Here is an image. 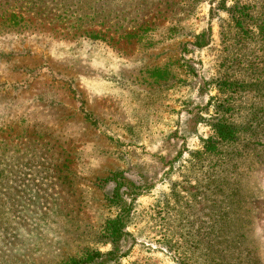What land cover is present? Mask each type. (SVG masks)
<instances>
[{
    "label": "rangeland",
    "instance_id": "rangeland-1",
    "mask_svg": "<svg viewBox=\"0 0 264 264\" xmlns=\"http://www.w3.org/2000/svg\"><path fill=\"white\" fill-rule=\"evenodd\" d=\"M219 1L0 0V264L109 250L117 172L136 188L107 264H264V45ZM212 97L237 139L195 160Z\"/></svg>",
    "mask_w": 264,
    "mask_h": 264
},
{
    "label": "trees",
    "instance_id": "trees-1",
    "mask_svg": "<svg viewBox=\"0 0 264 264\" xmlns=\"http://www.w3.org/2000/svg\"><path fill=\"white\" fill-rule=\"evenodd\" d=\"M219 8L223 10L230 20L234 24V27L243 38H247L248 35H255L261 43L264 45V20H260L256 25L250 26L248 24V9L244 5L233 4L231 6L225 5V0L219 1ZM85 34V33H83ZM88 36H94L93 32H87ZM257 79V78H256ZM255 81V80H254ZM238 83L230 82L228 80H216L214 81V89L218 93H236ZM211 107H213V115L208 119L207 126L209 127L210 134L203 137L199 134L195 135L199 142V150L191 152L195 160H200L207 156H217L220 153V149L227 144L233 143L237 139V127L232 124L227 118L229 113V105L226 100L218 98H211ZM105 183L112 182V192L107 197V203L109 207L116 209L117 215L108 219L102 230L101 238L103 244L109 245V250L106 252L100 251H87L80 256L69 258L64 264H107L108 262L115 261L119 258L120 244L123 236V230L125 228V219L129 216L131 204L127 202V197L131 194L130 191L136 188V185L125 179L121 173L113 174L108 179L104 180ZM126 196V197H125ZM129 198V197H128ZM234 241L229 240V237L221 239L222 245H233ZM213 258L212 263L209 264H226L228 258L217 262V257L213 256V251L210 250ZM251 258L246 260L251 263ZM233 261H228V264H232ZM203 264H208L206 261Z\"/></svg>",
    "mask_w": 264,
    "mask_h": 264
}]
</instances>
